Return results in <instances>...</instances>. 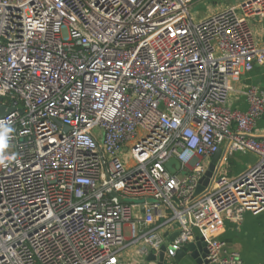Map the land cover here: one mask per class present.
Returning a JSON list of instances; mask_svg holds the SVG:
<instances>
[{
	"label": "built area",
	"instance_id": "built-area-1",
	"mask_svg": "<svg viewBox=\"0 0 264 264\" xmlns=\"http://www.w3.org/2000/svg\"><path fill=\"white\" fill-rule=\"evenodd\" d=\"M192 4L0 0V264H123L131 244L158 253L160 228L176 227L171 259L207 218L264 210V92L248 88L245 111L228 104L233 80L264 64L249 21L264 0L199 20ZM235 152L257 161L219 175ZM205 235L211 263L244 264Z\"/></svg>",
	"mask_w": 264,
	"mask_h": 264
},
{
	"label": "crops",
	"instance_id": "crops-1",
	"mask_svg": "<svg viewBox=\"0 0 264 264\" xmlns=\"http://www.w3.org/2000/svg\"><path fill=\"white\" fill-rule=\"evenodd\" d=\"M233 4L235 3H224L221 7L223 9ZM249 21L254 30L258 46L264 47V17L253 16L249 18ZM232 84L234 90L230 95L229 107L232 110L245 111L248 108L245 91L255 86L264 92V64H256L252 71L233 80ZM254 133L260 137L264 136V114L257 121L254 127ZM256 156V154L251 152H235L232 155H227L219 167V175L229 178L241 175L255 164ZM211 159L212 157L207 160V165L210 164ZM143 213L144 210L142 209L140 214ZM162 221V217L157 218L156 224L160 225ZM137 228L139 230H145L147 227L141 222L137 223ZM160 230L164 236L166 233L169 236L178 232L176 227L173 230L171 228L161 227ZM194 232L195 237L197 235L203 236L207 234L223 241L224 253H238L243 259L244 264H264V210L258 214H253L249 211L244 212L240 221L232 219L227 213L216 214L196 224L194 226ZM142 245V242L131 244L122 255L123 264H158L157 261L148 259L149 254L145 255L142 252ZM172 264L191 263L184 258L179 263L172 262Z\"/></svg>",
	"mask_w": 264,
	"mask_h": 264
},
{
	"label": "water",
	"instance_id": "water-1",
	"mask_svg": "<svg viewBox=\"0 0 264 264\" xmlns=\"http://www.w3.org/2000/svg\"><path fill=\"white\" fill-rule=\"evenodd\" d=\"M227 1V0H221ZM264 41V37H263ZM3 98L0 96V116L7 115L10 111L6 110L5 106L1 105ZM66 129H69L68 126H65ZM223 156V150L219 149L211 159L210 164L207 167L205 174L200 179V184L198 186L197 192H200L210 181V178L213 176L214 172L217 170V164H219L220 159ZM166 168L172 173L176 174L179 170H181L182 162L177 157H172L165 164ZM116 195V193H113ZM178 235V232L171 234L168 236V233L165 234L167 236V240L162 245L161 250L158 253H150L148 255V259L157 261L158 264H172L179 263L180 260L186 259L191 264H210L211 261L207 258L208 249H207V236L206 235H197L195 239L189 242L187 245L178 249L173 256V258H166V251L170 247L171 241Z\"/></svg>",
	"mask_w": 264,
	"mask_h": 264
},
{
	"label": "rangeland",
	"instance_id": "rangeland-1",
	"mask_svg": "<svg viewBox=\"0 0 264 264\" xmlns=\"http://www.w3.org/2000/svg\"><path fill=\"white\" fill-rule=\"evenodd\" d=\"M243 0H227V1H221V0H193V4L191 6V12L195 16L196 20L202 19L210 14H213L215 12L221 11L222 7L221 5L224 3L234 2L240 3ZM239 155V153H237ZM257 161V156L255 157ZM130 231L129 228H125V235L129 236Z\"/></svg>",
	"mask_w": 264,
	"mask_h": 264
}]
</instances>
